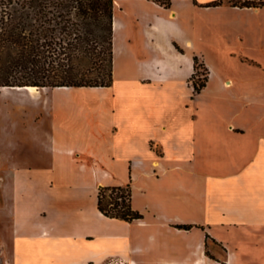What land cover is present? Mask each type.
<instances>
[{"label":"crops","instance_id":"0c3cea01","mask_svg":"<svg viewBox=\"0 0 264 264\" xmlns=\"http://www.w3.org/2000/svg\"><path fill=\"white\" fill-rule=\"evenodd\" d=\"M171 1L115 5L111 86L0 87V264H264V6Z\"/></svg>","mask_w":264,"mask_h":264},{"label":"trees","instance_id":"16d2710c","mask_svg":"<svg viewBox=\"0 0 264 264\" xmlns=\"http://www.w3.org/2000/svg\"><path fill=\"white\" fill-rule=\"evenodd\" d=\"M170 8L171 0H152ZM259 7L255 0L228 1ZM224 0L211 3L221 5ZM115 0H0V87H108L113 83ZM194 93L209 70L194 57ZM98 208L107 217L132 222V186H101ZM194 225H177L191 229Z\"/></svg>","mask_w":264,"mask_h":264},{"label":"rangeland","instance_id":"374dc122","mask_svg":"<svg viewBox=\"0 0 264 264\" xmlns=\"http://www.w3.org/2000/svg\"><path fill=\"white\" fill-rule=\"evenodd\" d=\"M139 0H116L115 1V5L118 9V12H122V9L123 8H130V6L132 7L134 4H136ZM235 1H238V2H243V0H235ZM255 3L258 4V3H264V0H255ZM89 93V92H88ZM95 94V93H93ZM95 96V95H94ZM195 180V179H194ZM150 181V180H149ZM141 183V182H140ZM194 183V199L195 201H200L198 200L197 198V191H199L200 189H202L200 187V183H198V181H193ZM148 187H151V188H154L155 190H161V191H164V190H170L171 189V183L170 181L166 178V180L161 184V183H156V181H150L148 182ZM198 194V193H197ZM196 205V204H195ZM207 254L212 258L214 255L212 254L211 250L208 249L207 250Z\"/></svg>","mask_w":264,"mask_h":264},{"label":"bare ground","instance_id":"6f19581e","mask_svg":"<svg viewBox=\"0 0 264 264\" xmlns=\"http://www.w3.org/2000/svg\"><path fill=\"white\" fill-rule=\"evenodd\" d=\"M3 88H7V87H3ZM11 88H14L18 91H21L22 93H27V94L32 95V96L38 95L39 89H40L36 86L11 87Z\"/></svg>","mask_w":264,"mask_h":264}]
</instances>
